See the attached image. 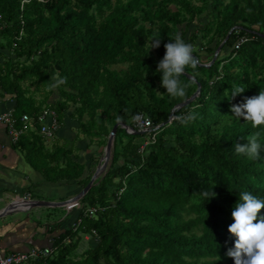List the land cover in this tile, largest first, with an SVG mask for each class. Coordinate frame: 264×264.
Returning <instances> with one entry per match:
<instances>
[{
  "label": "trees",
  "instance_id": "16d2710c",
  "mask_svg": "<svg viewBox=\"0 0 264 264\" xmlns=\"http://www.w3.org/2000/svg\"><path fill=\"white\" fill-rule=\"evenodd\" d=\"M21 1L0 0V91L12 97L16 116L47 108L57 122L66 115L77 125L73 139L49 150L43 142L52 138L38 135V127L16 143L25 140L21 146L36 152L35 168L48 182L83 188L97 159L89 157L83 177L78 135L102 148L117 116L129 127L137 113L152 126L165 123L199 85L141 150L145 132L116 128L106 171L75 202L72 225H55L54 236L50 229L51 242L42 247L48 255L26 264H234L227 255L235 243L231 212L243 192L264 199V125L253 128L230 111L264 89V0ZM233 26L213 62L202 66ZM177 33L193 45L198 64L181 76L186 96L174 98L161 86L157 65ZM154 37L160 46L149 49ZM239 38L245 41L233 49ZM62 78L66 83L50 87ZM234 86L245 91L231 97ZM189 112L194 121L175 119ZM255 133L259 158L236 153ZM206 189L215 193L208 202L199 195ZM84 235L94 246L77 257Z\"/></svg>",
  "mask_w": 264,
  "mask_h": 264
},
{
  "label": "crops",
  "instance_id": "0c3cea01",
  "mask_svg": "<svg viewBox=\"0 0 264 264\" xmlns=\"http://www.w3.org/2000/svg\"><path fill=\"white\" fill-rule=\"evenodd\" d=\"M0 52L4 53V50L0 49ZM1 60L0 57V62ZM13 104L12 97L0 91V113L8 109L13 110ZM58 124L55 136L51 140L43 142L44 150H49L60 142L71 140L75 136L74 130L77 125L66 115ZM31 132L32 128H29L25 135ZM23 142L25 140L12 145L5 127L0 123V211L8 203L21 200V197H25V200L53 203L73 197L80 189L76 182L58 184L46 181L35 168V163L38 160L35 157L36 152L28 153L31 147L21 146ZM87 149L88 147H85L83 152L78 150L76 152L79 163H84L86 166L84 169H88L90 165L89 162L87 165L85 164ZM101 153L102 151L97 155V163ZM87 158L89 160V157ZM86 174H83V177ZM20 204L24 208H19V205L14 207L22 212L9 213L0 218V250L3 253L26 252L32 248L48 247L52 235H55L53 228L55 225L61 229L72 225L71 212L74 207L70 209L65 206L29 208L27 204ZM33 221L43 226L36 227ZM19 223L23 225L20 229H18ZM50 229H52V235L49 234Z\"/></svg>",
  "mask_w": 264,
  "mask_h": 264
},
{
  "label": "clouds",
  "instance_id": "9594fccd",
  "mask_svg": "<svg viewBox=\"0 0 264 264\" xmlns=\"http://www.w3.org/2000/svg\"><path fill=\"white\" fill-rule=\"evenodd\" d=\"M159 46L160 38L154 37L149 42V49ZM164 49L165 54L157 65V72L162 74L161 86L171 97H185L188 84L181 82V76L186 68L195 69L198 64V59L193 55V45L186 43L181 34L177 33L173 40H169L164 45ZM64 83L66 78L57 80L50 87L55 88ZM244 91V87L234 86L229 96L235 97ZM230 111L233 113L232 116L250 122L253 128L264 125V89H261L258 95L246 98L243 103L231 107ZM232 116L224 117L229 118L230 122ZM131 119L134 123L140 124L142 116L137 114ZM175 119L181 124H187L196 119V114L189 112L183 116H176ZM121 120L122 117L117 116V122ZM258 137L259 133L247 137V143L242 146L236 145L235 152L254 160L258 159L262 148ZM199 195L208 202L215 193L212 189L210 191L206 189ZM262 208H264V199L257 198L249 192L240 194L239 201L231 212L233 223L228 227L229 234L235 237V243L227 255L233 259L234 264H264V217L258 218Z\"/></svg>",
  "mask_w": 264,
  "mask_h": 264
},
{
  "label": "built area",
  "instance_id": "2783aa9c",
  "mask_svg": "<svg viewBox=\"0 0 264 264\" xmlns=\"http://www.w3.org/2000/svg\"><path fill=\"white\" fill-rule=\"evenodd\" d=\"M26 0H22L20 5ZM21 23V21H20ZM245 38H239L233 45V49H236L238 45L243 43ZM141 114L142 121L140 124L134 123L131 120V125L133 130L145 132L147 135V139L140 146V150L147 144L152 143L154 141L155 130L159 127V125L152 126L150 120ZM136 114V115H137ZM0 123L5 127L8 139L12 145H15L20 137L24 135L29 128L34 129V127H38L36 133L40 135L44 139H51L55 135L59 124L56 120V115L53 110L43 108L39 111V113L30 118L26 114H21L19 116H15L12 109H8L2 113H0ZM127 133H132V130H126ZM21 199H26L25 197H21ZM67 208L75 207V203H72ZM95 212V209L90 208L87 210V216L90 217ZM93 233V232H92ZM84 239H87L84 237ZM48 248H32L26 252H15L5 254L0 250V264H26L28 262H33L37 259L45 258L49 253Z\"/></svg>",
  "mask_w": 264,
  "mask_h": 264
},
{
  "label": "water",
  "instance_id": "95a60500",
  "mask_svg": "<svg viewBox=\"0 0 264 264\" xmlns=\"http://www.w3.org/2000/svg\"><path fill=\"white\" fill-rule=\"evenodd\" d=\"M234 29H238V27L233 26L227 31L224 39L215 48L211 60L207 64H202V66H209L213 62V60L215 59L217 53L219 52L220 47L223 45V43L226 41V39L228 38V36L231 33V31L234 30ZM259 36L264 37V34H259ZM186 77H188L189 79H192L188 75H186ZM198 92H199V85L197 84L196 85V89H195V91L193 92V94L191 96H189L183 102L175 105L171 109V111L169 113V116H168V118H167L165 123H167V122L169 123L170 120H171L172 113L175 110H178L181 107L186 106L189 102H191L198 95ZM165 123H161V124H159V126H162ZM117 127L123 128L125 131L127 129L128 130H132L133 131L132 133H135V132L136 133H142V131H134L131 127L122 125L120 122H115L112 125V127L110 128V130H109V132L107 134L106 141H105L104 147L102 149L101 156L99 158V161H98V163H97V165H96L91 177L89 178V180L85 184V186L83 188H81L73 197H71V198H69L67 200H64L62 202H56V203L48 202V201L25 200V199L13 201V202L8 203L6 206H4L1 209L0 218L8 215L9 213L22 212V210L15 209V207H14V206H17V205L20 206L21 205L20 203L27 204V206L29 208H33V207H42V206L43 207L68 206V205H70L72 203L77 202L89 190V188L92 186L94 180H96V178L101 176L106 171V168L108 166V163H109V160H110V157H111V149H112L113 137H114V134H115V131H116Z\"/></svg>",
  "mask_w": 264,
  "mask_h": 264
},
{
  "label": "rangeland",
  "instance_id": "374dc122",
  "mask_svg": "<svg viewBox=\"0 0 264 264\" xmlns=\"http://www.w3.org/2000/svg\"><path fill=\"white\" fill-rule=\"evenodd\" d=\"M189 32H190V30L188 31V33H187V35L189 34ZM198 43L199 42H196V43H194V45H198ZM226 51H229L228 49L226 50L225 49V52ZM205 58H206V56H205ZM205 58H204V56L202 55L201 56V59L202 60H205ZM24 86V85H23ZM56 95V94H55ZM55 95L53 94V95H50L48 98H47V100H46V103L47 104H52L53 103V101H55V99H57V95H56V97H55ZM34 97L36 98V100H38L40 97H38V95L37 94H34ZM78 138L75 140V145H76V147L78 148V151H81V152H83V148H85V147H88V149L86 150V155H85V164L87 165V163H88V158L87 157H91V155H94V154H96L95 155V160L97 159L98 160V158H97V155L102 151V149H103V147L101 148V145L100 144H98L95 140H91L92 142H88L84 137H83V135L82 134H80V135H78L77 136ZM144 139L146 140L147 139V137L146 136H144ZM49 141V140H48ZM87 143H89V144H87ZM90 155V156H89ZM87 158V159H86ZM89 164H90V162H89ZM97 165V164H96ZM96 165H92L93 167H96ZM83 167L85 168L86 166L83 164ZM84 171H85V169H84ZM87 172H89V171H87ZM84 174H86V171L84 172ZM67 209H70V208H67ZM83 237H86L87 239H83V238H81V240H80V245H79V247L76 249V254H77V257H79L80 256V252H82L83 250H85L87 247H91V246H94V244L92 243V242H90V239H89V236H87V235H84Z\"/></svg>",
  "mask_w": 264,
  "mask_h": 264
},
{
  "label": "bare ground",
  "instance_id": "6f19581e",
  "mask_svg": "<svg viewBox=\"0 0 264 264\" xmlns=\"http://www.w3.org/2000/svg\"><path fill=\"white\" fill-rule=\"evenodd\" d=\"M19 208H24L23 206H20Z\"/></svg>",
  "mask_w": 264,
  "mask_h": 264
}]
</instances>
